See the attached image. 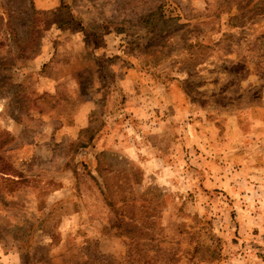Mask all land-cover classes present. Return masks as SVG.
<instances>
[{
    "label": "rangeland",
    "instance_id": "rangeland-1",
    "mask_svg": "<svg viewBox=\"0 0 264 264\" xmlns=\"http://www.w3.org/2000/svg\"><path fill=\"white\" fill-rule=\"evenodd\" d=\"M0 16V264H264V221L240 228L264 186L215 188L203 150L264 113L259 86L234 88L245 57L264 71V0H0Z\"/></svg>",
    "mask_w": 264,
    "mask_h": 264
},
{
    "label": "crops",
    "instance_id": "crops-1",
    "mask_svg": "<svg viewBox=\"0 0 264 264\" xmlns=\"http://www.w3.org/2000/svg\"><path fill=\"white\" fill-rule=\"evenodd\" d=\"M183 60L190 62V57L187 55V57H183ZM244 60L245 61L243 62L241 61L240 64L243 66L238 67L237 64H235L236 67L235 69L239 73H243V75L241 76L240 80L237 82V85L236 86L234 85V88L236 91L239 92V94L242 97H246L247 99L252 97L250 96V93L252 94L255 87L259 86L262 90L261 91L262 93H260V96H258L256 99L253 98L249 99V101H247V105L256 106L257 104L258 106L264 108V71L259 70L258 66L253 61H251L250 58L245 57ZM199 66L200 65L198 64L193 67L199 70ZM213 67H214L213 71L207 70L213 73V76L211 77L209 76L208 79L203 81V85H202V88L206 89L205 92L209 97L216 96L217 92H221L220 89L222 85V79L219 76L220 74V70H218L219 67L218 66H213ZM175 69H177V74L175 75H181L182 72L187 71L186 68L185 69L175 68ZM201 73H204V71H201ZM223 74L224 73H221L220 75ZM216 75H218L219 77H217ZM123 76H124L123 80H121L119 84L120 85L119 93H125V91L126 92L129 91L128 93L132 94L130 92L131 91L130 88L134 91L136 86H134L133 83H136V81L141 76L140 70L138 67L137 68L130 67L127 69L124 68ZM176 78L177 77L174 76L172 77L171 81L169 80L167 81L168 83H166L165 85L163 86L160 85L158 87V89H160L161 91L163 90L165 92L166 95L165 98L171 95L172 93L171 90L174 87L178 86V84L176 83L178 79ZM150 82H153V80H150ZM224 84H227V81H225ZM170 88L172 89L170 90ZM138 89L139 88L137 86V93H138ZM222 93L223 92H221V94ZM147 97L150 98L151 96H147ZM132 98H134V94ZM165 98H164V103L170 105L169 101L167 99L165 100ZM158 102H159L158 99H156V104H155L156 107L158 106ZM217 106L218 105L214 106L215 108L212 109L216 110ZM242 112L243 111H241V113ZM245 115L247 116L246 120L250 124L249 132L246 134L243 133V130L241 129V122H239L243 120L241 119V117H239L240 115L238 116V118L236 117L238 121L235 127L238 130L236 133L238 138L233 142L235 143V145L227 144V143L223 145L219 139L212 146L208 145L209 149H206L205 145H204V149L201 147V149H203L205 153L204 160H206L208 154H210L209 152H213L214 154L212 158L213 161L209 162L213 164L215 168L213 185L216 188L217 186L221 187L222 184H226V189L220 188V190L222 189L221 191L235 192L236 185H244L246 187L248 185L264 186V113L261 115H257L255 113L253 114L252 112L250 113L247 112ZM202 119L204 120L203 122H206L205 121L206 118H202ZM194 135L195 136L197 135L200 139L203 137L207 138L209 136L214 138L224 137V134L220 132L218 129H210L209 131H207L206 128L199 130L197 133H194ZM235 165H236V169H234ZM216 169L227 171L228 173L225 176L229 180L223 183L222 177L224 174L223 175L219 174L220 177L217 178ZM208 181L212 183L210 180ZM258 203L259 204L255 206L256 214L258 216L256 218L255 217L251 218L250 221L244 219L245 226L243 224L240 225V228L243 230V232H247V228H250L253 224L261 225V220L264 221V199L258 201ZM78 210L79 209H76L75 211L79 213ZM73 211L71 214H76ZM76 216L78 217V214ZM246 256L247 254H243L242 258L244 259V257Z\"/></svg>",
    "mask_w": 264,
    "mask_h": 264
},
{
    "label": "trees",
    "instance_id": "trees-1",
    "mask_svg": "<svg viewBox=\"0 0 264 264\" xmlns=\"http://www.w3.org/2000/svg\"><path fill=\"white\" fill-rule=\"evenodd\" d=\"M0 25H1V16H0ZM22 58H27V57H26V56H22ZM109 205H111V204H109ZM132 217H133V216H132ZM132 217L130 218L131 220L134 218V217H133V218H132ZM110 222H112L111 219H110ZM118 222H123V220H120V221H118ZM115 224H117V225H116L117 227H119V225H120L119 223H116V222H115ZM115 224H113V225H115ZM133 226L135 227L136 225L133 224Z\"/></svg>",
    "mask_w": 264,
    "mask_h": 264
}]
</instances>
